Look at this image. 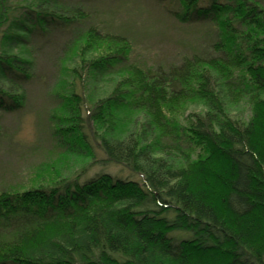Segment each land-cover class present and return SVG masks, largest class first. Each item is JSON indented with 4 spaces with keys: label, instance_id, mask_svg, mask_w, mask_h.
<instances>
[{
    "label": "trees",
    "instance_id": "trees-1",
    "mask_svg": "<svg viewBox=\"0 0 264 264\" xmlns=\"http://www.w3.org/2000/svg\"><path fill=\"white\" fill-rule=\"evenodd\" d=\"M102 1L0 0V140L59 38L50 137L138 178L49 164L0 188V264H264V0H149L207 29L167 62L132 57Z\"/></svg>",
    "mask_w": 264,
    "mask_h": 264
},
{
    "label": "rangeland",
    "instance_id": "rangeland-1",
    "mask_svg": "<svg viewBox=\"0 0 264 264\" xmlns=\"http://www.w3.org/2000/svg\"><path fill=\"white\" fill-rule=\"evenodd\" d=\"M97 5L102 27L124 31L134 45L132 57L149 62L173 60L184 49L183 44L207 31L206 27L186 26L171 18H162L158 8L149 0H104ZM57 42L53 40L45 46L35 45L36 77L28 87L26 105L22 111L2 118L1 124L5 131L0 140V188L33 177L35 173L41 172V167L49 164L60 167L66 177L78 175L79 183L100 173L138 178L120 165L91 164L90 158L80 159V156L76 158L67 154L50 137L47 117L54 107L50 97L56 83L53 60L58 50ZM17 50L20 49H14ZM101 156L97 150V157ZM84 164L88 168L82 172ZM177 232L180 233H176L179 237L187 234Z\"/></svg>",
    "mask_w": 264,
    "mask_h": 264
}]
</instances>
